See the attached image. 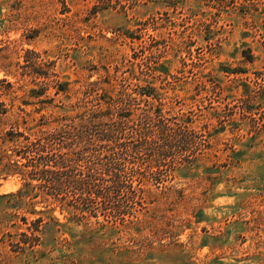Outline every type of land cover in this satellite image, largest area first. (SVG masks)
I'll list each match as a JSON object with an SVG mask.
<instances>
[{"label": "rangeland", "instance_id": "rangeland-1", "mask_svg": "<svg viewBox=\"0 0 264 264\" xmlns=\"http://www.w3.org/2000/svg\"><path fill=\"white\" fill-rule=\"evenodd\" d=\"M123 86L155 88L177 148L160 168L150 147L131 155L140 173L120 180L134 188L85 215L37 202L11 218L0 202V264H264V0H0L8 127L19 115L29 132L54 127ZM22 184L2 178L0 194ZM49 213L61 223L38 241Z\"/></svg>", "mask_w": 264, "mask_h": 264}, {"label": "trees", "instance_id": "trees-1", "mask_svg": "<svg viewBox=\"0 0 264 264\" xmlns=\"http://www.w3.org/2000/svg\"><path fill=\"white\" fill-rule=\"evenodd\" d=\"M59 90L65 91V88ZM118 90L117 93L114 90L113 94H102L97 107L83 108L73 115L57 118L56 126L43 127L36 132H29L32 128H28L29 131L21 129L20 115L8 127L9 108L0 101V181L8 176H19L23 183L17 191L0 194V202L10 200L5 207L9 217H19L25 206L32 207L31 213L39 214L41 211H37L34 205L37 202L60 206L62 213L74 207L85 215L90 211L87 208L97 203V199L103 204H112L113 189L134 188L133 181L120 180L129 168L140 173L137 163L130 160L131 155H139L150 147L155 155L150 166L160 168L164 165L165 151L177 148V140L183 136L174 128L179 124L178 116L163 107L164 103L157 99L152 86L141 89L139 86H123ZM143 98L147 104L135 111V102ZM179 118L187 123L188 130L193 118L185 115ZM23 122L28 123L26 115ZM135 135L142 140L130 145L121 142L124 137ZM161 138L165 140L162 142L165 146L158 145ZM111 144L114 149L109 152L106 147ZM84 159L89 161L83 164ZM127 162L133 165L128 166ZM112 178L118 179L114 181ZM39 197L40 201H37ZM89 213L98 216L96 211ZM47 215L33 221V234L38 241L41 224L49 227L47 225L52 221L61 223L54 214ZM22 219L28 222L25 216Z\"/></svg>", "mask_w": 264, "mask_h": 264}]
</instances>
